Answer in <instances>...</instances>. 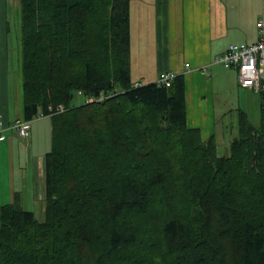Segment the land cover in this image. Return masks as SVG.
<instances>
[{
  "label": "trees",
  "instance_id": "16d2710c",
  "mask_svg": "<svg viewBox=\"0 0 264 264\" xmlns=\"http://www.w3.org/2000/svg\"><path fill=\"white\" fill-rule=\"evenodd\" d=\"M19 6L23 120L49 116L51 148L44 219L19 193L0 208V264H264V91L220 156L183 75L133 85L130 0Z\"/></svg>",
  "mask_w": 264,
  "mask_h": 264
},
{
  "label": "crops",
  "instance_id": "0c3cea01",
  "mask_svg": "<svg viewBox=\"0 0 264 264\" xmlns=\"http://www.w3.org/2000/svg\"><path fill=\"white\" fill-rule=\"evenodd\" d=\"M262 15L264 0H130L133 84L154 83L164 71L183 75L188 125L198 128L203 140L216 136L214 104L207 99L217 81L214 60L230 44L244 37L253 40L249 35ZM11 35L7 18H1L0 121L5 137L0 141V208L19 193L23 208L43 220L44 161L51 148V119L30 121L27 139L11 128L16 120L24 119L20 37ZM203 67L205 74L199 70ZM204 78L208 90L200 94L198 85L197 98L193 85Z\"/></svg>",
  "mask_w": 264,
  "mask_h": 264
},
{
  "label": "rangeland",
  "instance_id": "374dc122",
  "mask_svg": "<svg viewBox=\"0 0 264 264\" xmlns=\"http://www.w3.org/2000/svg\"><path fill=\"white\" fill-rule=\"evenodd\" d=\"M3 16V17H2ZM7 18L8 25L12 30V37H20V6L19 0H0V20ZM17 32V33H16ZM249 36L252 38L242 39L240 43H251L258 38L257 29ZM214 74L217 76L210 94L207 95L209 103L214 104V116L217 128V153L226 156L229 153V143L237 136V111H244L250 123L255 127L260 124V96L251 90L242 89L237 80V71L233 68H225L220 64H215ZM203 80H197L193 88L196 87L197 98L199 87L200 94L207 91V85ZM204 98V97H202ZM83 103V98L76 96L73 104Z\"/></svg>",
  "mask_w": 264,
  "mask_h": 264
},
{
  "label": "built area",
  "instance_id": "2783aa9c",
  "mask_svg": "<svg viewBox=\"0 0 264 264\" xmlns=\"http://www.w3.org/2000/svg\"><path fill=\"white\" fill-rule=\"evenodd\" d=\"M258 38L252 43H234L230 44L227 50L215 58L214 62L225 68H233L237 71L238 84L242 89L251 90L255 93L264 91V15L257 22ZM185 67L190 69V65ZM202 74L206 73V68L199 69ZM177 75L172 71L161 72L155 84L158 86L169 87ZM140 86V84H133ZM80 95V92H78ZM108 96L101 94L98 97H85L84 102H102ZM65 109L58 106L54 113H61ZM53 110L51 109V112ZM11 128L15 130L18 136L27 139L30 134V124L23 119L16 120ZM5 127L0 121V141L4 139L3 131Z\"/></svg>",
  "mask_w": 264,
  "mask_h": 264
},
{
  "label": "bare ground",
  "instance_id": "6f19581e",
  "mask_svg": "<svg viewBox=\"0 0 264 264\" xmlns=\"http://www.w3.org/2000/svg\"><path fill=\"white\" fill-rule=\"evenodd\" d=\"M173 72V71H172ZM232 142V141H231Z\"/></svg>",
  "mask_w": 264,
  "mask_h": 264
}]
</instances>
